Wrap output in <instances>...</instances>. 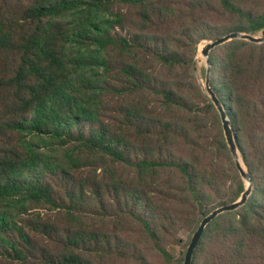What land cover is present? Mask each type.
I'll list each match as a JSON object with an SVG mask.
<instances>
[{
	"label": "trees",
	"instance_id": "1",
	"mask_svg": "<svg viewBox=\"0 0 264 264\" xmlns=\"http://www.w3.org/2000/svg\"><path fill=\"white\" fill-rule=\"evenodd\" d=\"M263 28L264 0H0V264H183L246 186L197 46ZM208 60L252 186L191 264H264V41Z\"/></svg>",
	"mask_w": 264,
	"mask_h": 264
},
{
	"label": "water",
	"instance_id": "2",
	"mask_svg": "<svg viewBox=\"0 0 264 264\" xmlns=\"http://www.w3.org/2000/svg\"><path fill=\"white\" fill-rule=\"evenodd\" d=\"M233 39H240L245 40L251 43L259 44L264 41V28L261 29L258 32V35H251L246 33H239V32H231L229 34H226L224 36H221L215 40L209 41L206 44H204L200 50L201 55L205 59V92L209 96L211 102L215 106L216 110L218 111V114L220 116V121L222 125V131L224 135V139L226 142V145L228 147V150L230 152V155L234 161V164L238 170V173L241 177V179L245 182L246 186L243 192L240 194L239 198L234 201L233 203L218 207L214 210H212L209 214L204 216L199 225L197 226L196 230L192 233L191 238L189 240V243L187 245L183 264H191L192 257L194 250L197 246V243L200 239V236L203 232V229L205 226L218 214L225 212V211H232L238 208L239 206L243 205L247 199V196L250 194L252 181L249 173L246 171L245 166L242 164L237 147L233 140L232 131L230 128V123L226 118L225 112L222 108V105L220 104L219 100L216 98L214 93L209 87L208 81H209V75H210V69H209V60H208V53L211 49L215 48L216 46H219L225 42H228Z\"/></svg>",
	"mask_w": 264,
	"mask_h": 264
},
{
	"label": "rangeland",
	"instance_id": "3",
	"mask_svg": "<svg viewBox=\"0 0 264 264\" xmlns=\"http://www.w3.org/2000/svg\"><path fill=\"white\" fill-rule=\"evenodd\" d=\"M255 35H258L255 34ZM209 42L208 40L201 41L196 49V55L194 57V77L196 82L200 85L202 90L205 92V59L201 55L200 50L204 44ZM206 93V92H205ZM182 237L185 236L184 233L181 234Z\"/></svg>",
	"mask_w": 264,
	"mask_h": 264
}]
</instances>
